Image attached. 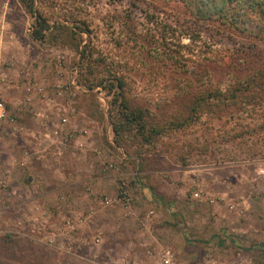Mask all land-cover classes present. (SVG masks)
Here are the masks:
<instances>
[{"label": "rangeland", "instance_id": "rangeland-1", "mask_svg": "<svg viewBox=\"0 0 264 264\" xmlns=\"http://www.w3.org/2000/svg\"><path fill=\"white\" fill-rule=\"evenodd\" d=\"M0 101V264H92L53 232L99 263L264 264V38L176 0H0Z\"/></svg>", "mask_w": 264, "mask_h": 264}, {"label": "trees", "instance_id": "trees-1", "mask_svg": "<svg viewBox=\"0 0 264 264\" xmlns=\"http://www.w3.org/2000/svg\"><path fill=\"white\" fill-rule=\"evenodd\" d=\"M189 6L205 20L218 21L229 25L242 33L259 35L264 38V0H176ZM31 12L36 17L33 23L31 36L40 40L49 28L47 20L38 11ZM256 22V23H255ZM252 25V26H251ZM116 134L118 129L115 127Z\"/></svg>", "mask_w": 264, "mask_h": 264}, {"label": "built area", "instance_id": "built-area-1", "mask_svg": "<svg viewBox=\"0 0 264 264\" xmlns=\"http://www.w3.org/2000/svg\"><path fill=\"white\" fill-rule=\"evenodd\" d=\"M7 111H6V107L4 105V103L2 101H0V125L2 123H4L7 120H10L11 118H9ZM13 122V119H11ZM10 120V121H11ZM131 194L125 189L123 188L121 190V193L117 199V202L122 203L123 205L129 206L131 204ZM66 227H72L74 224V220L73 219H66L65 221ZM4 231L2 229V225L0 222V234H2ZM61 235H59L58 233H48L47 235L44 236V238L42 239V241L49 245L50 247H53L54 249L61 251V252H67L71 255H73L74 257L78 258L79 260L82 261H89L92 264H132L128 259L126 258H121V259H114L111 257L112 255V250L109 249L108 251H106V261H104L103 263H99L96 261V257H94L92 255V258L89 257L88 255H83L81 254L79 251H77V249L75 250L74 247H71L68 243H66L67 241L65 239H61L60 238ZM82 245L84 246H88L92 247V245H97L100 243L101 238L99 237V235L97 236H93L92 238V242H89L88 240H86L85 238L82 239ZM158 264H181L178 260L176 255L174 254V252L171 249H165L160 253L159 256V260H158Z\"/></svg>", "mask_w": 264, "mask_h": 264}, {"label": "crops", "instance_id": "crops-1", "mask_svg": "<svg viewBox=\"0 0 264 264\" xmlns=\"http://www.w3.org/2000/svg\"><path fill=\"white\" fill-rule=\"evenodd\" d=\"M100 178L101 179L99 180V182H96L95 185H93L94 187H96V191H99V188L100 189L102 188L104 190V188H106L110 185V183L107 182V180H109V179H106V176L105 177L101 176ZM43 181L46 182L45 179ZM74 182H76L75 177L71 176V175L67 176V174L65 173L64 181L61 183V186H72V185H74ZM108 219H109V217H108ZM106 222H107V220H106Z\"/></svg>", "mask_w": 264, "mask_h": 264}]
</instances>
